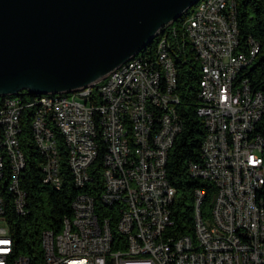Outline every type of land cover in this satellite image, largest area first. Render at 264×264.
Segmentation results:
<instances>
[{
  "label": "built area",
  "instance_id": "1",
  "mask_svg": "<svg viewBox=\"0 0 264 264\" xmlns=\"http://www.w3.org/2000/svg\"><path fill=\"white\" fill-rule=\"evenodd\" d=\"M236 6V0H199L180 27L169 23L160 31L154 56L140 52L74 92L0 97V264H264V139L255 132L264 93L240 75L260 44L250 37L248 49H238ZM169 32L183 46L190 42L202 67L197 111L206 135L202 160L189 171L214 183L216 192L208 219L200 214L204 191L196 192L195 237L172 232L177 189L167 162L183 117ZM28 120L44 155V182L64 184L58 131L72 182L83 189L61 228L43 229L41 250L32 254L17 251L8 217L9 209L29 210L20 141ZM100 138L107 151L98 184L90 168ZM88 185L100 202L84 190Z\"/></svg>",
  "mask_w": 264,
  "mask_h": 264
},
{
  "label": "water",
  "instance_id": "2",
  "mask_svg": "<svg viewBox=\"0 0 264 264\" xmlns=\"http://www.w3.org/2000/svg\"><path fill=\"white\" fill-rule=\"evenodd\" d=\"M198 1L0 0V97L85 87Z\"/></svg>",
  "mask_w": 264,
  "mask_h": 264
},
{
  "label": "trees",
  "instance_id": "3",
  "mask_svg": "<svg viewBox=\"0 0 264 264\" xmlns=\"http://www.w3.org/2000/svg\"><path fill=\"white\" fill-rule=\"evenodd\" d=\"M236 4L240 40L238 49L246 51L250 37H253L260 44V50L251 65L242 70L240 75L249 78L253 87L264 93V0H236ZM191 10L192 7L172 23V27H180V22L190 14ZM179 31L181 32L180 29ZM169 33L174 44L173 49L177 52L174 57L179 68L177 92L180 96V103L178 110L183 117V130L177 136L167 162L168 179L177 189L171 206L172 216L175 220L172 232L177 237L182 235L195 237L196 192L198 189L204 191V197L200 203V214L203 219H208L211 216L213 198L216 192L214 183L193 176L189 171L192 162L202 160V142L206 135L203 117L197 111L200 105L199 85L202 67L195 57L190 42L185 39L183 46L180 39L173 37L171 32ZM159 39L160 35L156 36L141 51V54L149 57L154 56ZM255 132L264 139V112ZM55 134L60 152V170L64 177V184L59 189L44 182L41 166L44 155L40 153L33 140L29 120L23 126L20 141L26 157V167L22 177V186L27 191L29 210L26 214H19L13 209H9L8 214L11 232L19 253L40 252L43 229L59 230L62 226L63 217L71 214L73 197L83 190L78 189L72 182L65 140L58 131H55ZM106 151V143L104 139L100 138L98 157L90 168L92 174H95L96 177L93 178L94 180L97 179L98 184L102 183L100 178ZM100 187L99 185L94 189ZM84 190H90L100 202V192L89 189V185Z\"/></svg>",
  "mask_w": 264,
  "mask_h": 264
},
{
  "label": "rangeland",
  "instance_id": "4",
  "mask_svg": "<svg viewBox=\"0 0 264 264\" xmlns=\"http://www.w3.org/2000/svg\"><path fill=\"white\" fill-rule=\"evenodd\" d=\"M2 223V222H1ZM2 224H4V223H2Z\"/></svg>",
  "mask_w": 264,
  "mask_h": 264
}]
</instances>
